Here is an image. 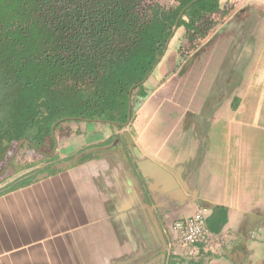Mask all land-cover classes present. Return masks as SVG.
Instances as JSON below:
<instances>
[{"label":"crops","instance_id":"1","mask_svg":"<svg viewBox=\"0 0 264 264\" xmlns=\"http://www.w3.org/2000/svg\"><path fill=\"white\" fill-rule=\"evenodd\" d=\"M219 6L204 15L200 32L182 30L173 63L163 66L170 78L152 75L166 43L148 74L127 85V114L115 106L105 120L66 117L22 139L0 131V264H252L264 257V133L216 112L223 85L211 88L204 108L177 100L185 76L202 66L216 71L213 78H238L247 66L243 78H257L264 65V0ZM248 20L253 42H233ZM200 207L208 228L230 238L193 253L172 225Z\"/></svg>","mask_w":264,"mask_h":264},{"label":"trees","instance_id":"2","mask_svg":"<svg viewBox=\"0 0 264 264\" xmlns=\"http://www.w3.org/2000/svg\"><path fill=\"white\" fill-rule=\"evenodd\" d=\"M106 1L0 0V131L22 139L31 128L41 124L43 133L66 117L109 119L115 106L127 114V85L148 74L193 0H178L170 12L148 4L144 15L139 3ZM217 7L205 0L192 18ZM59 103L64 110L53 108Z\"/></svg>","mask_w":264,"mask_h":264},{"label":"rangeland","instance_id":"3","mask_svg":"<svg viewBox=\"0 0 264 264\" xmlns=\"http://www.w3.org/2000/svg\"><path fill=\"white\" fill-rule=\"evenodd\" d=\"M159 1L165 4L168 0ZM183 1L188 2V0ZM204 6L205 0H193L180 11L179 15L185 13L186 14L184 16L181 15L180 18L178 15L179 28H177L176 32L172 31L169 35L166 41V43L168 42V46H166V52L161 62L153 70V76H156V78H170L173 75L172 72H170L171 70L169 66L171 65V63H173V60L175 59L176 46L179 42V39L181 38L182 30H186L188 28V30L200 32L199 28L203 26L205 14L197 18L192 17L197 14V11H201ZM230 6L231 7H228L226 10H233L235 4H232ZM192 21L195 22L193 25H191ZM248 24L243 25V31L241 33L234 35L235 41L233 42H240L243 45L251 44L253 42L252 40L254 36L251 34L250 31L248 32V29L250 27V24ZM183 52L187 53L186 50H183ZM227 62H229V60ZM166 64L169 66L163 67ZM225 69L227 70V73L230 69V71H237L236 67L229 65H226ZM245 71H248L247 66L240 67L239 72H241V75H239L238 78H231V76H227V78H217V76H215L213 78V74L216 75V71L209 75V73L207 72L206 65L202 66L199 69H196L194 71V74H190L189 72L184 79L185 86L182 91L179 92V95L177 97L178 105L185 106L188 108H197L199 106H202L204 108L208 100V94L212 90L211 88L214 86L223 85L222 94L220 95L219 102L215 108L216 112H220L219 114L223 113L224 119L227 123H240L242 125L251 126L255 131L257 130L259 133H264V65H259L257 78H243ZM74 94L76 97H79V93ZM209 99L211 102L217 101V98ZM75 105L76 102L74 103V107ZM211 105L212 104L210 103L209 107ZM52 106H54V109L55 107H60L62 110H64L62 107L64 106L63 104H53ZM30 115H32L30 112H26L23 118L28 119L30 118ZM103 115L107 118L106 113ZM41 117L45 119L48 118L46 114L36 115V118L38 120H40ZM100 119L105 120L103 118ZM252 264H264V257H257L255 260H253Z\"/></svg>","mask_w":264,"mask_h":264},{"label":"built area","instance_id":"4","mask_svg":"<svg viewBox=\"0 0 264 264\" xmlns=\"http://www.w3.org/2000/svg\"><path fill=\"white\" fill-rule=\"evenodd\" d=\"M207 209L200 207L186 218L175 221L172 225L174 238L185 247H191L196 253L200 249L215 251L230 238V232H212L207 226Z\"/></svg>","mask_w":264,"mask_h":264},{"label":"flooded vegetation","instance_id":"5","mask_svg":"<svg viewBox=\"0 0 264 264\" xmlns=\"http://www.w3.org/2000/svg\"><path fill=\"white\" fill-rule=\"evenodd\" d=\"M79 2H81V4H84V3H88V2H92V3H98V2H102V1H105L107 2L106 0H78ZM126 2H135V3H139L138 5V10H140V14L141 15H144L145 13V10H146V6L148 4H158L159 6H161L163 9L165 10H169L172 11L173 9L176 8V6L179 4L178 0H168L167 3H161L159 0H124ZM215 1V4L218 6L217 9L215 11H210L211 14L213 13H216V12H219L221 7L219 6V1L220 0H213ZM82 10V9H81ZM208 15V13L205 14V16ZM171 16V15H170ZM178 18V17H177ZM177 20V19H176ZM176 23V21H175ZM175 25V24H174ZM174 25H173V28L171 30V32L173 31L174 29ZM179 28V26L177 27ZM200 28H203V27H200ZM200 30V29H199Z\"/></svg>","mask_w":264,"mask_h":264},{"label":"water","instance_id":"6","mask_svg":"<svg viewBox=\"0 0 264 264\" xmlns=\"http://www.w3.org/2000/svg\"><path fill=\"white\" fill-rule=\"evenodd\" d=\"M183 12H184V11H183ZM183 12H182V13H183ZM181 15H182V14H181ZM181 15H179V18H180ZM179 18L176 20V23H175V25H174V29H173V31H175V30L177 29ZM167 43H168V42H167Z\"/></svg>","mask_w":264,"mask_h":264}]
</instances>
